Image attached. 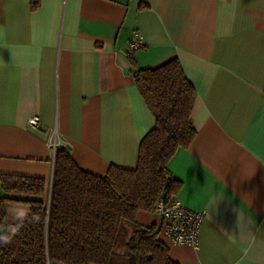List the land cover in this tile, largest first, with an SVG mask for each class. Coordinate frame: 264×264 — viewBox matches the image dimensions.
I'll use <instances>...</instances> for the list:
<instances>
[{
	"label": "crops",
	"instance_id": "obj_1",
	"mask_svg": "<svg viewBox=\"0 0 264 264\" xmlns=\"http://www.w3.org/2000/svg\"><path fill=\"white\" fill-rule=\"evenodd\" d=\"M30 5L0 0V174L43 177L48 190L54 139L92 174L134 168L155 120L132 69L176 57L195 90V136L168 168L175 196L204 219L196 247L159 240L178 264H264V0ZM135 29L145 45L131 56ZM29 212L7 202L5 226ZM135 220L161 223L145 210Z\"/></svg>",
	"mask_w": 264,
	"mask_h": 264
},
{
	"label": "trees",
	"instance_id": "obj_2",
	"mask_svg": "<svg viewBox=\"0 0 264 264\" xmlns=\"http://www.w3.org/2000/svg\"><path fill=\"white\" fill-rule=\"evenodd\" d=\"M39 2L31 0V9ZM132 74L155 120L138 145L136 166L111 165L98 176L81 169L60 147L48 190L43 177L0 174V228L7 202L30 205L29 214L0 235V264H46L47 259L59 264H178L159 240L158 227L138 223L135 215L154 212L160 199L170 200L181 188L168 162L195 136V90L176 57L152 68L134 67Z\"/></svg>",
	"mask_w": 264,
	"mask_h": 264
},
{
	"label": "built area",
	"instance_id": "obj_3",
	"mask_svg": "<svg viewBox=\"0 0 264 264\" xmlns=\"http://www.w3.org/2000/svg\"><path fill=\"white\" fill-rule=\"evenodd\" d=\"M142 33L135 29L128 41V52L131 56L135 55L144 47ZM32 124L37 123V118L32 119ZM56 137V136H55ZM53 150L58 149L59 145L54 139L51 143ZM161 220L159 234L174 245H198L199 232L204 219V211L193 210L182 203L177 196L165 201L160 199L154 211ZM46 264L51 263L48 259Z\"/></svg>",
	"mask_w": 264,
	"mask_h": 264
},
{
	"label": "water",
	"instance_id": "obj_4",
	"mask_svg": "<svg viewBox=\"0 0 264 264\" xmlns=\"http://www.w3.org/2000/svg\"><path fill=\"white\" fill-rule=\"evenodd\" d=\"M7 230V227L6 226H3L0 228V235H3Z\"/></svg>",
	"mask_w": 264,
	"mask_h": 264
}]
</instances>
